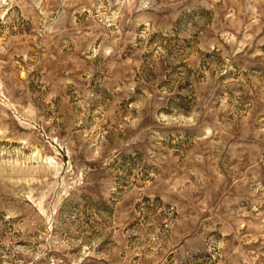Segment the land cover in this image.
<instances>
[{"label": "rangeland", "instance_id": "rangeland-1", "mask_svg": "<svg viewBox=\"0 0 264 264\" xmlns=\"http://www.w3.org/2000/svg\"><path fill=\"white\" fill-rule=\"evenodd\" d=\"M0 264H264V0H0Z\"/></svg>", "mask_w": 264, "mask_h": 264}]
</instances>
